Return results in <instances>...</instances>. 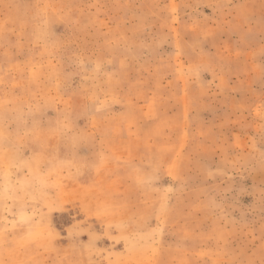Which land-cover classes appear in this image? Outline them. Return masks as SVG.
Segmentation results:
<instances>
[{
  "label": "rangeland",
  "instance_id": "rangeland-1",
  "mask_svg": "<svg viewBox=\"0 0 264 264\" xmlns=\"http://www.w3.org/2000/svg\"><path fill=\"white\" fill-rule=\"evenodd\" d=\"M0 264H264V0H0Z\"/></svg>",
  "mask_w": 264,
  "mask_h": 264
}]
</instances>
